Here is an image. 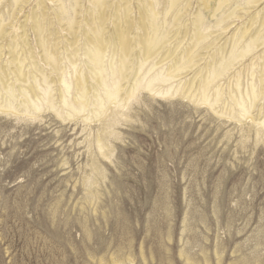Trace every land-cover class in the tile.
<instances>
[{"label": "rangeland", "instance_id": "1", "mask_svg": "<svg viewBox=\"0 0 264 264\" xmlns=\"http://www.w3.org/2000/svg\"><path fill=\"white\" fill-rule=\"evenodd\" d=\"M127 1L134 25L133 65L124 82L129 89L141 59L136 40L148 0ZM158 1L169 42L160 57L146 63L141 80L148 75L146 83L193 48L201 13L209 37L196 48V67L156 84L155 92L142 86L132 99L109 104L97 116L92 105L90 112L77 114L63 104L62 86L43 59L34 29L35 16H44L61 71L75 83L76 70L86 68L84 35L97 14L94 1L0 0V264H264V45L212 83L210 101L175 93L179 83L189 87L195 77L199 86L220 55L229 57L233 35L255 17L258 23L239 48L246 47L260 28L264 0L257 5L230 0L219 11V0H180L168 17V0ZM61 2L70 11L76 8L74 31L59 22ZM107 2L106 35L113 39L116 10L125 3ZM238 5L241 17L219 26ZM175 14L182 15L178 21ZM122 30L128 32V25ZM16 59L25 60L18 81ZM86 76L94 92L95 82ZM44 78L58 110L41 99ZM254 85L255 103L248 99ZM9 87L15 96L7 93ZM171 87L170 94L158 93ZM216 89L222 94L217 103ZM233 96L248 103L249 115L240 114ZM67 97L75 99V90ZM30 101L43 107L33 110Z\"/></svg>", "mask_w": 264, "mask_h": 264}, {"label": "bare ground", "instance_id": "2", "mask_svg": "<svg viewBox=\"0 0 264 264\" xmlns=\"http://www.w3.org/2000/svg\"><path fill=\"white\" fill-rule=\"evenodd\" d=\"M93 1H94L93 4L96 7L95 9H96L97 14H94L93 17H90L93 19L91 21L90 26L87 24L90 28H89L88 33H86L84 35L86 40L84 42V46H83L84 50L83 51H84V56L86 58V60H85L86 61V68L76 70V75H75L76 81H75V83H73L72 81H69L68 78L66 77V75L64 74V72L61 71L60 59L58 56V52L53 50V46L50 43V34L48 33L49 29H48L47 23L45 21L46 20L45 17L44 16H40V17L35 16V18H34L35 19L34 20L35 21V27H34L35 34H37V36H38L37 39H38V42L40 45L39 47H41L42 51L44 52V53L41 52L42 55H44V58H43V56H42V58L44 59V61H46V63L49 66L52 67V69H53L52 71H54L57 74L58 80L62 86L61 91H63V95L62 96L60 95V96L62 98L63 104L66 107H68L72 112L77 113V114L84 113L92 105L94 107L95 114L97 116H99L105 112V109L109 104H115L116 105V104H120L125 99H132V97L135 96L136 92L142 86H145L146 89L151 90L152 92H155L156 91L155 86H157L156 84H163L164 85V84L171 83L172 81L180 78V76H182L181 73L183 71H185L187 69L191 70L192 68L196 67V65H197L196 59L199 56V54H197V52H196V48L198 49V47L201 46L203 43H205V41L209 37V34L206 35L203 31L204 25H205V21H204L205 19L203 18L201 13H199L195 19V34H194V39H193V44H192L193 48H190V50H186L184 53L182 52L183 54H180L179 60L176 62H173V64H171L167 69L162 68V69L158 70V72H155L153 74V76L150 77V79H148L146 81V83L144 82L145 81L144 78L148 75L143 77V79L141 80L140 73L142 72L144 66L149 61H154V60H156V58L161 56L160 52L161 51L163 52L165 50L164 48L167 45V43L169 42L168 35H170V33H169L170 30L168 31V33H165L163 31L164 24H166L167 21L163 22V20L160 19V12L158 11L159 1L158 0H148V2H147L148 5L145 4L146 5L144 7L145 10L143 11V12H145V18H144L145 20H143V18L141 20L140 30H142L143 33H138L137 40H136L137 46L140 48L141 59L139 58L140 59L139 64H138L139 66L137 65L138 68L136 70V73L134 72L135 75L133 73L134 79H133L132 83L130 84V88L126 89V87H124V82L129 81L128 77H129L130 73H128V72H130L132 70V67H131V64L133 63L132 54L134 52L133 46H132L133 39L130 37L131 31L133 30L134 25L132 23L130 15H129L130 14V8L128 7L129 2L127 0H123V2L125 3L124 6L123 7L120 6L119 7L120 9L117 7L118 10H116L115 18L117 21L116 25H117L118 29L113 34L114 38L110 39L106 35V30H107L106 29V23H107L106 11H107V9L111 8L107 2L108 0H93ZM179 2H180V0H168L167 1L168 7H167L166 12H165L166 17L170 16V14L171 15L174 14L173 12H175V10L177 9ZM259 2H260V0H248L247 4H249V5H255L256 4L257 5ZM77 3L78 2L75 3L76 6L78 5ZM229 3H230V0H219V6H218V9L216 11L221 10L224 6L228 5ZM205 6H208L207 2H205ZM58 7H59L58 16L60 17L59 22H60V20L65 22L68 25L70 31H74V25L77 24V23L75 24L76 21L74 20L73 15H72L73 13H75V9H76V8H74L75 6L70 11L68 9V7L64 3L61 2V5ZM186 7H188V6H186ZM239 8H240V5L235 6V8L230 10L229 13L224 16V18L220 22L219 26L222 25V23L226 22L228 19L230 20V19H234V18H240L241 15H238V13H237ZM247 11L248 10H246V12ZM175 15H176L174 17L175 21H178V19L182 16L181 14H179V15L175 14ZM179 21H181V20H179ZM260 22H261L260 28L258 26L259 30H257L256 33L249 38V43H246L247 44L246 47L239 48L243 42L247 41L246 38L248 37V34L251 31V28L255 25V23L256 24L258 23V22H256L255 17L251 18V25L250 26H248L249 25L248 24L247 27L245 26L246 27L245 30H242L240 33H235L233 35L232 51L229 52L230 53L229 57L224 56V55H220L219 61L215 62L212 66H210L208 68L206 75L201 80V83L200 84L198 83L199 86H197L195 84L197 81L196 77H195L194 80H192V82L189 83L190 84V85H188L189 87H186L184 85H182L180 87V85L182 83L181 84L179 83V88L178 89L176 88L177 90H175V93H178V92H183V93L187 92L189 94L197 93V95L199 94L198 97L200 96V98L203 99L205 102L210 101L207 99L208 98L207 97V91L211 87L212 83L217 78H220V77L224 76L227 72H229L231 67L235 64L234 62L238 61L241 58H244L245 56L249 55L253 51L257 50L260 46L264 45V17L262 18V20ZM125 24L128 25V32H123V30H122V26ZM48 25H50V24H48ZM173 26H171V27H173ZM0 33H1L0 35L3 34L2 26H1ZM180 43H182V42H180ZM74 44H75V42H74ZM176 46H177V44H176ZM14 47H16V46H14ZM74 48H76V47H74ZM176 49H178V48H176ZM176 49H175V52L173 50V55H174V53L177 52ZM78 50H80V48ZM110 53H111V56H109ZM166 53H167V55L169 54V52H166ZM22 54H23V52H22ZM14 55H16V54H14ZM72 55L75 57L76 52L74 51V53ZM170 57L171 56H167V57L161 59L158 62V64H162V63L166 62ZM42 58H41V60H42ZM73 58H71V59H73ZM19 60L18 59L14 60V62L17 63V67H18V73L16 75V77H17L16 81L20 80L24 76V73H23L24 62L23 61H25V60H22V61H21V59H19ZM158 64L155 63V65H153L150 68L149 72L154 70V68ZM44 65H45V63H44ZM72 65H75V61L72 62ZM167 65H165V66H167ZM80 66L82 67V65H80ZM80 66H79V68H81ZM67 67H68V65H67ZM67 67H65V68H67ZM149 72L147 74H149ZM87 74H89L90 77L95 82V84H94L95 87L92 88L93 90L95 89L94 92L89 91L88 82L86 79ZM40 78H42V76ZM89 78H88V80H89ZM23 79H22V81H23ZM44 80H45V83L47 84V88L46 89H42L40 87L38 88L39 91L43 92V97L41 99H43V101L46 104H48L50 106V108H54L55 105L58 106V104L54 103V101H56V98L53 99L51 97L53 90H52L51 86H49L47 79L44 78ZM35 81H37V80H35ZM237 81L239 83V80H237ZM28 82L29 81H27V83ZM57 83H58V81H57ZM29 84H31V83H29ZM36 84H38V83L36 82ZM41 86H43V85H41ZM237 87H238V85H237ZM29 88H30V86H29ZM143 88L144 87H142V89ZM14 89L15 88L9 87L7 89L8 90L7 93H9L13 96L15 94ZM53 89H54V87H53ZM36 90H37V88L35 87V85L31 86V88H30L31 92L36 93ZM71 90H75L76 97L73 100H70L67 97L68 95L71 94ZM210 90L212 92V88ZM58 91H59L58 94H60V90H58ZM171 91H173V87L169 88L167 91H164L165 93H161V91H158V93L160 92L159 94H163V95L166 94L167 95V94H170ZM219 91L220 90H217V93L215 94L216 95V98H215L216 103L220 102L222 99L221 98L222 94H220ZM54 92H55V89H54ZM22 93L27 95L26 90H24ZM54 94H53V96H54ZM209 94H211V93H209ZM197 95H194V99L198 98ZM38 97H40V96H38ZM123 97H125V98H123ZM61 98L59 97V100ZM187 98H190V97H187ZM233 98L238 103V107H240L242 110V112H240V114L242 113L243 116L249 115L250 112L248 109V103L242 98L238 99L234 96H233ZM92 99H94L95 102H94V100L92 101ZM194 99H192V100H194ZM212 99H214V98H212ZM248 99L252 100V102H254V103L257 102V100L259 99L258 90H257V87L255 85L252 86L251 93L248 96ZM196 101H197V99H196ZM29 103L32 104V106L34 108L33 110H36V111L41 110V107H43L42 106L43 104H41L40 102L36 103V102L30 101ZM12 106H13V108L17 107V106L14 107V104H12ZM12 106H10V107L12 108ZM29 109H30V106L28 107L27 110H29ZM90 111L91 110L89 109L88 112H90ZM85 114H87V113H85ZM106 116L104 115V117H106ZM96 118H98V117H96ZM101 118H103V117H101Z\"/></svg>", "mask_w": 264, "mask_h": 264}]
</instances>
